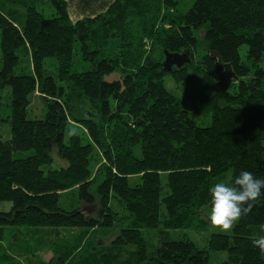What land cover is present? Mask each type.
<instances>
[{
  "label": "trees",
  "instance_id": "16d2710c",
  "mask_svg": "<svg viewBox=\"0 0 264 264\" xmlns=\"http://www.w3.org/2000/svg\"><path fill=\"white\" fill-rule=\"evenodd\" d=\"M37 1H0V91L10 99L0 264H209L216 252L225 253L220 264H264L254 243L264 237V196L205 249L168 235L207 224L209 190L227 174L229 184L242 170L264 178V0H195L184 12L181 0H112L76 22L64 0H49L51 18ZM164 53L189 62L166 71ZM26 57L30 73L16 74ZM165 77L183 86V99ZM32 96L41 119H27ZM197 112L208 124L195 122ZM53 149L60 162L44 169ZM72 191L76 205L63 209ZM43 249L47 260L32 259Z\"/></svg>",
  "mask_w": 264,
  "mask_h": 264
},
{
  "label": "rangeland",
  "instance_id": "374dc122",
  "mask_svg": "<svg viewBox=\"0 0 264 264\" xmlns=\"http://www.w3.org/2000/svg\"><path fill=\"white\" fill-rule=\"evenodd\" d=\"M3 1V0H0ZM195 0H181L180 1V6L178 7L180 11L184 12L186 11L194 2ZM36 6L38 7V10L43 14L45 18H51L54 16V9L51 6L49 0H42V3L37 1ZM115 45L114 41H112L109 44V51L112 49V47ZM246 51V47L243 46L240 48V56L243 59L244 53ZM183 56V54H180ZM28 58H22V62L20 63V66L16 69V74L19 72L23 73H30V67L28 64ZM1 65V63H0ZM54 67H55V61L53 59H45L44 60V68L46 70H49L54 73ZM88 68L87 64L81 62L80 56L78 53V43H75V49H74V56H73V70L77 72L84 71ZM113 78H117V76H113ZM165 85L168 89H170L172 92H174L177 96L180 98H184L183 95V86H177L174 85L168 77L164 78ZM10 99H9V89L5 88L4 90L0 91V140L5 141L9 137V124L6 122V118L10 114ZM189 109V108H188ZM43 106L41 101L36 97L32 96L29 98V106L27 109V119H41L43 116ZM195 122L199 126H205L209 122V118H203L198 112L193 114ZM30 152L24 153V152H18L14 154V157H26L29 155ZM52 159L53 162L50 167H44V169L48 168H55L56 164L60 162V160L57 158V155L55 153V149L52 151ZM136 156H140L139 151H136ZM64 163V162H63ZM230 175L227 174L225 178L223 179V182L228 183ZM139 183V178L138 177H132L129 178V185H134ZM76 200H77V194L76 191H72L71 193L64 194L62 195L60 199V206L63 209L70 210V204L76 205ZM9 205L6 203H0V209H8ZM209 208L205 210L204 214L200 217L204 219L207 224L199 229H194V228H187V229H177L173 231H169V236L172 239H177L186 236L189 238L197 248L199 249H205L207 246V239L208 237L213 234V233H220V234H225L229 235L230 231H222L216 226L210 224L208 220V215H209ZM114 233H117V230L113 231ZM157 231H148V235H153ZM26 239V238H25ZM155 242V240L153 239ZM4 247H6V244L3 243L2 246L0 247V254L4 252ZM50 252L47 249H43L42 251H39L37 253V257H33L32 259H42V260H47L50 257ZM225 253L224 252H216V253H210L209 254V264H220L221 262L225 261ZM24 260V259H23Z\"/></svg>",
  "mask_w": 264,
  "mask_h": 264
},
{
  "label": "clouds",
  "instance_id": "9594fccd",
  "mask_svg": "<svg viewBox=\"0 0 264 264\" xmlns=\"http://www.w3.org/2000/svg\"><path fill=\"white\" fill-rule=\"evenodd\" d=\"M208 220L222 231H230L264 196V178H257L250 171L242 170L232 183L217 182L210 188ZM264 252V237L254 242Z\"/></svg>",
  "mask_w": 264,
  "mask_h": 264
},
{
  "label": "crops",
  "instance_id": "0c3cea01",
  "mask_svg": "<svg viewBox=\"0 0 264 264\" xmlns=\"http://www.w3.org/2000/svg\"><path fill=\"white\" fill-rule=\"evenodd\" d=\"M71 22L106 11L112 0H64Z\"/></svg>",
  "mask_w": 264,
  "mask_h": 264
},
{
  "label": "water",
  "instance_id": "95a60500",
  "mask_svg": "<svg viewBox=\"0 0 264 264\" xmlns=\"http://www.w3.org/2000/svg\"><path fill=\"white\" fill-rule=\"evenodd\" d=\"M164 55H165V59L162 63V66L166 71H169L173 66L179 68L182 64L189 62V59H183L184 55L182 56L180 54H169V53H164ZM212 56L218 57L215 53H212ZM225 76L227 79L230 78L235 79V76L232 74V72L227 66L225 67Z\"/></svg>",
  "mask_w": 264,
  "mask_h": 264
}]
</instances>
